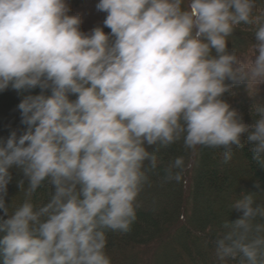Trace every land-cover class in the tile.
<instances>
[{"label": "clouds", "instance_id": "obj_1", "mask_svg": "<svg viewBox=\"0 0 264 264\" xmlns=\"http://www.w3.org/2000/svg\"><path fill=\"white\" fill-rule=\"evenodd\" d=\"M97 8L110 33L82 32L68 0H0V92L41 90L18 105L25 129L0 138V264H112L107 232L130 230L140 193L159 175L157 153L178 141L223 148L226 162L252 144L264 168V101L251 105L249 124L223 99L236 86L253 96L264 85L256 0H99ZM241 25H258L251 56L229 48ZM186 167L177 157L162 179L179 182ZM14 168L24 193L15 207L7 203ZM45 186L50 197L38 205L32 197ZM260 194L232 202L242 215L222 222L216 264H264Z\"/></svg>", "mask_w": 264, "mask_h": 264}, {"label": "trees", "instance_id": "obj_2", "mask_svg": "<svg viewBox=\"0 0 264 264\" xmlns=\"http://www.w3.org/2000/svg\"><path fill=\"white\" fill-rule=\"evenodd\" d=\"M88 1L69 0L72 7L69 14L76 15V9L84 7ZM254 14L264 23V0H256ZM257 27H237L229 37L232 45L229 48L240 56L250 53ZM104 31L110 33L111 30L104 27ZM246 89V85L236 86L232 89L235 95L226 93L223 99L242 113L245 123L250 124L253 122L250 107L254 101H264V93L259 90L252 96ZM244 90L245 93L242 92ZM40 92L35 88L18 93L11 87L0 92V138H7L14 130L20 133L25 129L18 105L24 96ZM252 147L246 143L242 149H234L232 159L227 162L223 148L198 146L188 149L183 140L161 148L157 153L159 175L151 174L149 183L140 193L136 221L128 232H107L105 251L112 264H216L213 240L221 230L222 222L228 218L235 221L242 215V212L231 210L232 202L242 193H254L264 188V168L253 160ZM177 157H183L187 165L182 179L165 182L163 170L170 167ZM12 172L7 203L11 206L14 201L15 207L24 200V193L17 186L23 176L15 168ZM51 191L50 186H45L32 199L38 205L46 203ZM257 201H264V194L258 195ZM148 204L152 206L148 207ZM3 215L0 210V216ZM168 259L169 262L166 261ZM230 264L236 262L231 261Z\"/></svg>", "mask_w": 264, "mask_h": 264}, {"label": "rangeland", "instance_id": "obj_3", "mask_svg": "<svg viewBox=\"0 0 264 264\" xmlns=\"http://www.w3.org/2000/svg\"><path fill=\"white\" fill-rule=\"evenodd\" d=\"M98 3H99V0H89L86 4H84V7L76 9L75 14L79 15L81 17V19H82V24L80 25V29H81L82 32L90 33L91 30L94 29L95 27H98V26L99 27H103L104 26L103 25V21L105 20L107 13L101 12V11L98 10V8H97ZM68 4H69V0H68ZM70 8L72 9L71 6H70ZM229 47H232V45L229 44ZM251 54H252V51L250 53L246 54V55H243L242 57L251 56ZM246 90H244L242 92L245 93ZM259 90L262 91V93H264V85L260 86ZM246 92L249 94L248 90ZM228 201H230V200H228ZM151 206H152L151 204L150 205L148 204V207H151ZM170 240H173L172 237H171ZM168 255L172 256L171 254H168ZM166 261L169 262V259L166 260ZM189 262H191V260Z\"/></svg>", "mask_w": 264, "mask_h": 264}]
</instances>
